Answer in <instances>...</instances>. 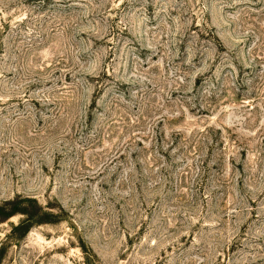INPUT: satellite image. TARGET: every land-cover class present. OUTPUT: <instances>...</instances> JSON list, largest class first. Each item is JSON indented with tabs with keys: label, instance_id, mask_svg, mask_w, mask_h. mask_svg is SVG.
Here are the masks:
<instances>
[{
	"label": "rangeland",
	"instance_id": "rangeland-1",
	"mask_svg": "<svg viewBox=\"0 0 264 264\" xmlns=\"http://www.w3.org/2000/svg\"><path fill=\"white\" fill-rule=\"evenodd\" d=\"M25 198L57 219L0 264H264V0H0Z\"/></svg>",
	"mask_w": 264,
	"mask_h": 264
},
{
	"label": "trees",
	"instance_id": "trees-1",
	"mask_svg": "<svg viewBox=\"0 0 264 264\" xmlns=\"http://www.w3.org/2000/svg\"><path fill=\"white\" fill-rule=\"evenodd\" d=\"M29 205H32V208L28 209ZM16 215H21L22 219L17 224L10 225L9 232L0 247L20 237H25L34 226L50 223L57 219L53 213L37 206L35 200L29 198L9 201L8 203L0 205L1 222Z\"/></svg>",
	"mask_w": 264,
	"mask_h": 264
}]
</instances>
